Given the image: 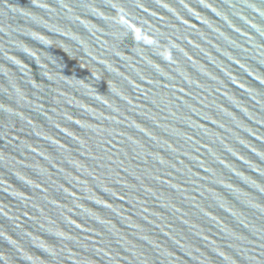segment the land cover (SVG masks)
I'll list each match as a JSON object with an SVG mask.
<instances>
[{
	"label": "water",
	"instance_id": "obj_1",
	"mask_svg": "<svg viewBox=\"0 0 264 264\" xmlns=\"http://www.w3.org/2000/svg\"><path fill=\"white\" fill-rule=\"evenodd\" d=\"M0 264H264V0H0Z\"/></svg>",
	"mask_w": 264,
	"mask_h": 264
}]
</instances>
